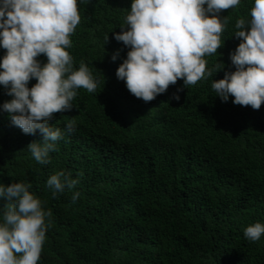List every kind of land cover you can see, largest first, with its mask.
<instances>
[{
    "label": "trees",
    "instance_id": "trees-1",
    "mask_svg": "<svg viewBox=\"0 0 264 264\" xmlns=\"http://www.w3.org/2000/svg\"><path fill=\"white\" fill-rule=\"evenodd\" d=\"M252 4L221 10L222 46L205 54L212 75L186 86L178 78L145 102L116 75L129 48L113 33L127 30L131 0H78L81 20L67 50L99 84L78 88L73 107L49 121L62 130L74 121V131L40 163L27 148L39 130L25 134L0 111V183H30L52 211L37 264H264V235H244L264 222V103L254 109L231 95L224 102L211 87L235 70L236 20L250 19ZM37 59L47 62L45 54ZM7 99L0 85V104ZM59 170L79 182L53 195L47 180ZM6 203L0 198V222Z\"/></svg>",
    "mask_w": 264,
    "mask_h": 264
},
{
    "label": "clouds",
    "instance_id": "clouds-1",
    "mask_svg": "<svg viewBox=\"0 0 264 264\" xmlns=\"http://www.w3.org/2000/svg\"><path fill=\"white\" fill-rule=\"evenodd\" d=\"M241 0H131L126 15L127 30L114 32L117 41L129 48L126 58L116 69L117 78L145 102L165 93L170 84L183 78L184 86L196 84L212 69L206 68L205 54L217 52L222 46L221 33L227 24L223 9L239 5ZM250 19L236 20L235 37L242 38L229 53L234 71H225L214 79L211 87L222 101L229 96L233 103L259 109L264 103V0H253ZM81 15L78 0H0V85L11 99L0 104L11 123L23 133L41 139L27 148L40 163H48L50 151L65 132L74 131V121L66 129L49 121L56 112L70 110L81 86L94 92L99 80L81 61L73 65L67 50L72 45ZM108 39V38H107ZM47 56V62L37 59ZM119 50L112 54L115 61ZM224 65V64H223ZM225 67V66H224ZM223 67V68H224ZM222 68V69H223ZM36 83L29 87V81ZM178 88L172 98L179 101ZM79 182L70 172L56 171L47 185L56 192L71 189ZM23 181L0 183V198H5L3 221L0 222V264H37L48 229L41 199ZM79 192L73 194L75 200ZM244 235L256 241L264 235V222L248 225ZM19 254V255H18Z\"/></svg>",
    "mask_w": 264,
    "mask_h": 264
}]
</instances>
